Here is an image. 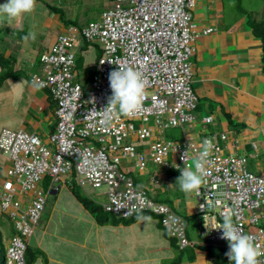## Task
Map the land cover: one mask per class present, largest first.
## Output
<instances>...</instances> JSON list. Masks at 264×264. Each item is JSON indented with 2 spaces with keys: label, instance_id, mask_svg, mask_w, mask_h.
<instances>
[{
  "label": "built area",
  "instance_id": "2783aa9c",
  "mask_svg": "<svg viewBox=\"0 0 264 264\" xmlns=\"http://www.w3.org/2000/svg\"><path fill=\"white\" fill-rule=\"evenodd\" d=\"M197 2L110 0L98 20L81 28L72 25L42 56L38 71L29 79L46 89L54 102V131L44 141L24 129L0 128V151L10 161L6 176L0 179V215L5 213L15 229L5 243L7 264H26L28 239L39 222L48 190H57L72 171L95 187H106V198L101 202L106 210L126 218L152 213L180 248L187 246L190 241L184 217L137 186L121 163L130 159L136 167L144 168L149 160L164 164L172 153L180 175L181 169L192 167L190 160H198L206 139L213 147L204 164L205 182L194 192L198 209L209 210L207 201L212 199L216 214L222 219L231 215L242 233L264 251V226L257 224V210L264 205V173L248 170L245 156L224 154L208 136L201 143L187 137L160 138L167 127L179 126L185 131L195 120L191 111L198 97L192 86L191 56L196 37L213 29L196 30L192 10ZM77 33L102 50L86 86L75 80L73 39ZM119 67L139 71L146 94L135 114H113L105 121L104 110L112 95L108 77ZM203 121H212V116ZM133 140L146 141L148 149L138 150ZM45 176L50 178L47 189ZM217 185L223 189L216 190ZM17 193L32 195L22 205ZM220 223L212 224L218 227ZM204 234L209 243L229 251L228 242L221 239L222 229L210 225ZM258 259L264 264V256Z\"/></svg>",
  "mask_w": 264,
  "mask_h": 264
},
{
  "label": "crops",
  "instance_id": "0c3cea01",
  "mask_svg": "<svg viewBox=\"0 0 264 264\" xmlns=\"http://www.w3.org/2000/svg\"><path fill=\"white\" fill-rule=\"evenodd\" d=\"M85 1L35 0L32 13L12 20L0 18V52L12 59L13 70L21 72L0 84V128L24 129L48 140L56 126L55 105L48 91L29 77L38 71L42 56L60 34L72 25L81 28L97 20L110 6V0ZM94 1L95 12L91 8L89 15L86 5ZM6 2L0 0V5ZM50 5L62 9L66 19L74 22H64ZM192 11L197 31L213 27L196 37L191 56L192 86L198 97L191 111L195 120L185 131L179 126L167 127L160 138L187 137L201 143L208 136L224 154L245 156L248 170L264 173L262 41L248 25L239 0H198ZM33 32L34 40L29 35ZM98 46L85 41L80 33L73 39L75 80L84 86L90 83L101 55ZM206 116H212V121L205 123ZM133 142L138 150L148 149L146 141ZM176 159L169 153L164 164L149 160L144 168H138L130 159H124L121 166L150 197L169 204L184 217L190 244L183 248L173 245L158 217L149 212L142 214L150 218L147 220L98 222L76 197L72 185L75 183L80 193L100 203L106 198V187L92 191L96 187L72 171L63 177L64 183L57 190H48L39 222L28 239L29 247L39 249L34 264H215L211 248L222 246L209 243L204 231L223 219L213 207L200 211L195 193L180 190V175L173 165ZM9 166V159L0 151V179L6 176ZM49 183V176H45V189ZM31 195L17 193L20 204H27ZM257 211V224L264 226V205ZM246 215H251L250 211ZM0 230L4 243L15 231L5 213L0 215Z\"/></svg>",
  "mask_w": 264,
  "mask_h": 264
},
{
  "label": "clouds",
  "instance_id": "9594fccd",
  "mask_svg": "<svg viewBox=\"0 0 264 264\" xmlns=\"http://www.w3.org/2000/svg\"><path fill=\"white\" fill-rule=\"evenodd\" d=\"M34 8L35 0H7L6 3L0 5V18L12 20L24 14L32 13ZM29 35L33 40L35 39L34 32L29 33ZM25 39H28V37H25ZM108 79L112 95L104 110L105 121L110 120L113 114L127 117L138 112L146 94V83L142 74L137 70L121 69L119 67L118 70L110 72ZM41 86L43 85L41 84ZM212 147L211 140H204L202 144L203 151L198 160L192 167L180 170L181 174L177 181L182 192L186 194L197 192L205 182L203 169L206 157L210 155ZM137 218L141 220L150 219L143 215H138ZM211 227L212 229H222L221 239L226 240L229 246V251L225 255L231 264H261L258 258L264 256V251L254 244L250 236L242 233L237 225L233 223L231 215H225L218 227L213 226L212 223Z\"/></svg>",
  "mask_w": 264,
  "mask_h": 264
},
{
  "label": "trees",
  "instance_id": "16d2710c",
  "mask_svg": "<svg viewBox=\"0 0 264 264\" xmlns=\"http://www.w3.org/2000/svg\"><path fill=\"white\" fill-rule=\"evenodd\" d=\"M264 5V0H262ZM50 7L59 12L62 20L64 22H74L71 19H66V15L64 11L60 8H57L55 6L50 5ZM244 13L246 14L248 25L252 28L253 33L262 41L263 44V70H264V6L262 7V10L258 9H247L243 8ZM86 41V40H85ZM89 42V41H87ZM92 43V42H90ZM99 47V46H98ZM101 51V50H100ZM95 70V69H94ZM94 72V71H93ZM21 74L20 71L13 70L12 66V59L5 57L0 52V84L3 82V80L6 77L12 76L17 77ZM93 74V73H92ZM92 78V76H91ZM47 183H45V186ZM72 190L76 197L82 202L85 208H87L90 213L94 215L96 220L100 223L104 222H118V221H125L129 222L135 218H137L138 215H142L143 213L134 214L128 218L121 217L113 213L112 211L106 210L100 202L96 201L95 199L88 197L86 195H83L80 193V190L78 187L75 186V183L72 185ZM165 235L171 240L172 244L176 245V240L174 237H172L167 230L164 229ZM39 253V249L31 248L27 245L26 253H25V259L26 264H34V260ZM211 253L215 256V264H231L227 256L225 255L226 251L223 247H212ZM175 262V261H173ZM0 264H7L6 262V249H5V243L3 241V235L2 231L0 230Z\"/></svg>",
  "mask_w": 264,
  "mask_h": 264
},
{
  "label": "rangeland",
  "instance_id": "374dc122",
  "mask_svg": "<svg viewBox=\"0 0 264 264\" xmlns=\"http://www.w3.org/2000/svg\"><path fill=\"white\" fill-rule=\"evenodd\" d=\"M84 3H86L85 0H84ZM239 3H240V5H241L243 8L253 9V10L258 9V8H259V10H262V7L264 6V5H262V4H263L262 0H239ZM86 6L89 8V10H87L89 15H90V10H91V8H92L93 11L95 12V1H94L93 5L88 3ZM80 7L82 8V6H80ZM99 10H100V7H99V5H98V7H97V11H99ZM65 14H66V13H65ZM94 14H95V13H94ZM96 17H97V16H96ZM99 18H100V17H99ZM99 18H97V20H98ZM93 21H95V20H93ZM167 139H171V138H167ZM190 161H191V165L193 166L195 162L192 161V160H190ZM103 187H105V186L96 187V188H95V186H94L95 189H91V190H92V191H99V190H102Z\"/></svg>",
  "mask_w": 264,
  "mask_h": 264
},
{
  "label": "water",
  "instance_id": "95a60500",
  "mask_svg": "<svg viewBox=\"0 0 264 264\" xmlns=\"http://www.w3.org/2000/svg\"><path fill=\"white\" fill-rule=\"evenodd\" d=\"M221 189H223V185H217L216 186V190H221ZM212 204H213V200L212 199H210V200L207 201V206L208 207H211L212 208V206H213Z\"/></svg>",
  "mask_w": 264,
  "mask_h": 264
}]
</instances>
